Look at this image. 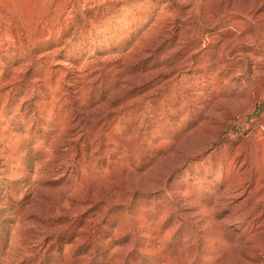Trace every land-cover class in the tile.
<instances>
[{"label":"rangeland","instance_id":"374dc122","mask_svg":"<svg viewBox=\"0 0 264 264\" xmlns=\"http://www.w3.org/2000/svg\"><path fill=\"white\" fill-rule=\"evenodd\" d=\"M0 264H264V0H0Z\"/></svg>","mask_w":264,"mask_h":264}]
</instances>
